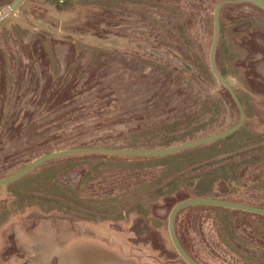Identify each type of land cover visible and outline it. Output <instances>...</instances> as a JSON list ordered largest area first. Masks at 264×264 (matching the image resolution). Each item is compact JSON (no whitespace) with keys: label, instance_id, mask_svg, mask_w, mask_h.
Listing matches in <instances>:
<instances>
[{"label":"rangeland","instance_id":"1","mask_svg":"<svg viewBox=\"0 0 264 264\" xmlns=\"http://www.w3.org/2000/svg\"><path fill=\"white\" fill-rule=\"evenodd\" d=\"M15 1L0 0V180L55 152L167 150L240 122L210 64L226 0ZM221 21L217 63L246 125L167 156L73 155L0 186V264H188L169 233L178 203L264 208V9L227 6ZM217 208L179 213L186 250L264 264V215Z\"/></svg>","mask_w":264,"mask_h":264},{"label":"water","instance_id":"2","mask_svg":"<svg viewBox=\"0 0 264 264\" xmlns=\"http://www.w3.org/2000/svg\"><path fill=\"white\" fill-rule=\"evenodd\" d=\"M27 0H16L12 5L11 9L13 11H17L18 8L23 5ZM242 2H251L261 8L264 9V0H226L219 4L217 7L215 13H214V39L212 43L211 53H210V64L211 69L215 75V77L218 79L219 83L223 84L231 93L234 100L236 101L237 105L239 106L241 113H242V120L241 122L236 125L235 127L229 129L228 131H225L221 134L214 135L208 138L200 139L198 141H194L191 143H187L178 147L170 148L167 150H160V151H134V150H119V149H108V148H81V149H73L68 151H60L55 152L49 155H45L43 157H40L39 159L35 160L33 163H31L29 166H27L22 171L16 173L15 175L8 177L6 179L0 180V186L11 184L15 181L20 180L24 176L30 174L32 171H34L36 168L40 167L41 165L58 159L62 157H67L71 155L76 154H83V153H98V154H111V155H119V156H136V157H158V156H167L171 154H175L178 152H182L194 147H198L204 144L212 143L218 140H221L223 138H226L235 132H237L239 129H241L246 121V113L245 109L243 107V104L237 95L236 91L233 89L231 84L224 78L222 75L218 64H217V50L220 42L221 37V12L222 9L227 4H238ZM194 206H213V207H219V208H225V209H232V210H239L254 214H260L264 215V208L255 207L251 205H247L244 203H238L228 200H222V199H212V198H198V199H189L186 201H183L175 206V208L172 210L170 218H169V233L172 240V243L179 253V255L188 263V264H199L196 262L184 249L182 246L177 231H176V220L181 211L188 207H194Z\"/></svg>","mask_w":264,"mask_h":264},{"label":"trees","instance_id":"3","mask_svg":"<svg viewBox=\"0 0 264 264\" xmlns=\"http://www.w3.org/2000/svg\"><path fill=\"white\" fill-rule=\"evenodd\" d=\"M247 3H249V4H252V5H255V4H253V3H251V2H242V3H238V4H227L225 7H227V6H234V5H242V4H247ZM65 3H63L62 4V6H59V8L60 7H67V5H64ZM56 6H58V3H56ZM257 6V5H256ZM224 7V8H225ZM223 8V9H224ZM222 9V10H223ZM221 19V18H220ZM222 33H223V28H222V21H221V37H220V39L222 38ZM218 64V63H217ZM219 67V66H218ZM220 69V68H219ZM220 71H221V73H222V75L224 76V78L227 80V78H228V76H227V74L223 71V70H221L220 69ZM212 73H213V71H212ZM213 75H214V73H213ZM215 76V75H214ZM224 86V85H223ZM225 87V86H224ZM226 88V87H225ZM227 89V88H226ZM227 91L230 93V91L227 89ZM236 93H237V91H236ZM238 94V93H237ZM230 95H231V93H230ZM232 96V95H231ZM232 98H233V96H232ZM233 100H234V98H233ZM234 102L236 103V101L234 100ZM242 102V101H241ZM236 105H237V103H236ZM237 107L239 108V106L237 105ZM243 107H245V106H243ZM245 109V108H244ZM239 110H240V108H239ZM206 111H207V109H205L204 111H201L202 113H206ZM240 113H241V110H240ZM245 113H246V111H245ZM241 120H242V113H241ZM241 120H240V122H241ZM239 122V123H240ZM238 123V124H239ZM237 124V125H238ZM246 125V121H245V123H244V125H243V127ZM235 127V126H234ZM242 127V128H243ZM233 128V127H232ZM241 128V129H242ZM204 128H203V126H201V127H199V129H197V130H195V132H203L204 130H203ZM241 129H239L238 131H240ZM238 131L237 132H235L234 134H232V135H230V136H228V137H226V138H230L231 136H233V135H236L237 133H238ZM192 133H194V131L192 132ZM191 133V135H193ZM224 139V138H223ZM179 141H181L180 139H176V140H173V142H179ZM104 147H106V146H104ZM128 149H130V147H127ZM83 154H89V153H83ZM90 154H98V153H90ZM101 154V153H100ZM76 155H78V154H76ZM103 155H110V156H118V157H136V156H119V155H111V154H103ZM71 156H73V155H71ZM71 156H67V157H62V158H58V159H55V160H59V159H63V158H68V157H71ZM145 158H148V157H145ZM55 160H52V161H55ZM49 162H51V161H49ZM48 163V162H47ZM47 163H45V164H47ZM45 164H43V165H45ZM43 165H41V166H43ZM40 166V167H41ZM39 168V167H38ZM38 168H36V169H38ZM35 169V170H36ZM181 203V202H180ZM179 204V203H178ZM248 205V204H247ZM251 206H253V205H251ZM209 207V206H208ZM212 207V206H211ZM255 207H260V208H263V207H261V206H255ZM175 208V207H174ZM173 208V209H174ZM213 208H215V207H213ZM218 210H220V211H225V212H229V211H233V212H241V213H246V214H249V215H258V216H263V215H260V214H254V213H249V212H243V211H238V210H230V209H225V208H217ZM176 231H177V220H176ZM179 237V236H178ZM179 240H180V238H179ZM180 242H181V240H180ZM181 244H182V246H183V243L181 242ZM184 247V249L186 250V248H185V246H183ZM187 251V250H186ZM187 253L193 258V259H195L188 251H187ZM195 261H197L196 259H195ZM198 262V261H197ZM200 263V262H199ZM201 264V263H200Z\"/></svg>","mask_w":264,"mask_h":264}]
</instances>
